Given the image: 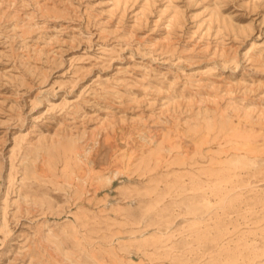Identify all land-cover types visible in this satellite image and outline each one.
<instances>
[{"label":"rangeland","instance_id":"rangeland-1","mask_svg":"<svg viewBox=\"0 0 264 264\" xmlns=\"http://www.w3.org/2000/svg\"><path fill=\"white\" fill-rule=\"evenodd\" d=\"M0 264H264V0H0Z\"/></svg>","mask_w":264,"mask_h":264},{"label":"bare ground","instance_id":"bare-ground-1","mask_svg":"<svg viewBox=\"0 0 264 264\" xmlns=\"http://www.w3.org/2000/svg\"><path fill=\"white\" fill-rule=\"evenodd\" d=\"M176 21L177 17L173 15L171 17V21ZM252 115V114H251ZM245 116V115H244ZM249 117V114L247 115ZM242 115H238V118L235 120L233 118L227 117L223 114H215L211 118V120L206 121L204 124L201 125L203 130L198 129V127L193 126L191 121H186L184 123H179L178 121H173L168 124V126H171V128H167V132L164 134V138L169 140V145L171 148H169V151H172L173 145L183 147V142H181L179 139L178 141L175 139L178 133H199L201 131V134H199L197 137H195V147L198 148L197 145L202 147L204 144L219 141L220 144H222L221 141H223V138L221 137L225 136L226 143H237L242 144L244 142L251 143L253 140H255L254 134L256 135L257 129L255 127H252L249 125V122H253L252 116L251 118H244ZM172 134H175L172 136ZM180 136V135H179ZM153 138V137H152ZM155 138V137H154ZM163 138V139H164ZM157 143H161L162 140H157ZM137 145V144H136ZM147 144L146 142L141 143L140 147L146 152ZM186 151V150H184ZM159 154H157V161L160 162L164 159V156L162 155V151L159 150ZM179 155H184L183 151H179ZM178 158V156H177ZM180 159H183L180 157ZM178 161V159H177ZM166 162V161H165Z\"/></svg>","mask_w":264,"mask_h":264}]
</instances>
